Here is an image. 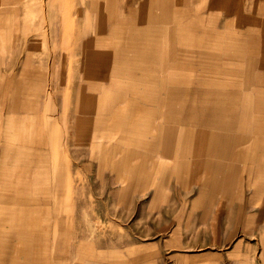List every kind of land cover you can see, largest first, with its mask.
<instances>
[{"label":"rangeland","instance_id":"1","mask_svg":"<svg viewBox=\"0 0 264 264\" xmlns=\"http://www.w3.org/2000/svg\"><path fill=\"white\" fill-rule=\"evenodd\" d=\"M67 33L75 35L78 49L87 41L105 39L110 51L123 50L138 44L142 35L147 39L143 49L156 51V72L141 74L150 90L132 89L133 80H127L131 70L121 64L110 68L111 86L103 104L73 107V112L106 114L111 120L113 115H152L147 126L155 131L142 139L152 143L137 136L140 146L155 147L154 152L145 151L153 162L149 175H155L154 186L152 191L144 187L149 190L140 201L111 207L94 201H20L25 197L22 187L25 194L34 193L27 189L29 180L36 173L46 174L23 169L35 165L29 163L33 123L28 116L38 111L33 102L41 78L47 87H67L77 77L78 102L101 92L91 90L88 75H69L68 66L66 74L51 82V74L37 72L32 64L45 60L48 71L52 52H60V37L68 40ZM128 94L135 95L140 106L129 104ZM107 124L99 143L135 146L138 153L128 161L127 181H148V171L130 165L144 152L131 145L132 129L118 134L114 128L132 123ZM39 159L34 155V161ZM125 188L126 194L141 192V186ZM80 189L101 194L105 187ZM44 192L47 197L49 191ZM149 193L163 201L161 209L147 202ZM110 208L121 216H97ZM39 210L45 217L40 219L44 231L55 222L72 225L71 235L80 240L116 246L171 237L173 253L189 264H218L220 247L243 241L252 244L256 260L262 252L257 242L264 240V0H0V264L22 257L16 237L27 221L31 232L38 230L33 221ZM50 210L63 211V217L49 218ZM155 210L165 217L156 219ZM169 215L173 232L155 233Z\"/></svg>","mask_w":264,"mask_h":264},{"label":"crops","instance_id":"2","mask_svg":"<svg viewBox=\"0 0 264 264\" xmlns=\"http://www.w3.org/2000/svg\"><path fill=\"white\" fill-rule=\"evenodd\" d=\"M68 25L72 24L69 23ZM66 36L68 40L64 42L61 40L62 36L60 37V52L57 50L52 52L54 56H52V62L55 60L53 62L55 65L52 62L48 64V71L45 60L38 58L32 64L37 66V72L43 75L47 72L51 74V82L57 81V75L66 74L68 66L69 75H88L87 82H89L90 78L92 79L91 90L93 92L101 90V92L99 94H89L87 96L88 102H78L77 91L80 85L77 84L79 82L77 77L75 81H72L73 84H69L67 87L65 85L59 86V84H49V87H47L45 78H41L43 83L37 88L36 99L33 102L38 111L31 117L28 116L33 123V131H30V141L27 147L30 152L29 159H31L29 163H35V165L24 166L23 169L44 170L46 174L36 173L33 179L29 180L27 189L31 188L34 193L25 194V190L22 187L21 195L25 197L20 199V201H94L109 203L110 207L115 202L133 203L140 201L143 196L147 195L145 192L149 190L148 188L144 189V187H150V189L152 187L153 189L154 186L152 179H154L155 175L153 177L151 174L149 175L153 162L146 156L145 151L154 152L153 148L155 149V147L151 144L140 146L141 143L137 141V136L139 135V139L141 138L142 140L145 139L144 134H152L155 131L151 125L147 126V122L152 123V115L149 113V117L146 116L147 114L141 116L142 113L139 112L131 114V117L128 115H113L115 118L111 120L109 115L106 114L73 112V107L78 104H103L102 99L105 96V92H109L111 86L109 80L110 68L121 66V64L127 65L131 70L128 71L131 76L127 80H133L132 89L143 88L148 90L149 88L150 90L151 86L148 87L146 81L141 82V74L149 73L151 75L156 72V51L152 52L150 50L148 53L143 49L142 44L143 42L146 43L147 39H144L142 35H139V40L137 39L138 44L134 43L131 47L125 45L123 50L117 51H110V43L105 39L87 41L86 44L78 49V46H74V42H77V40H74L75 35L67 33ZM151 78L152 76H150V80ZM122 81L125 82L126 80H118L116 83L120 84ZM112 87L117 88L119 85L115 86L112 84ZM131 88L128 87L127 90L130 91ZM135 99H137L135 95L129 96L128 94L129 104L139 105V102L135 101ZM150 105L151 103L149 104V109L151 108ZM147 107L146 105L145 109ZM125 116H128V119L122 118ZM113 120L115 122L127 121L132 123L131 125H115L114 128L119 130L118 134L119 132L124 133L127 128L132 129L135 138L132 140L131 145L140 147L144 152H141L140 157H137L140 161L136 160V163H130V165H133L134 168V164H136V168H139L144 173L148 171V176L150 177L148 181H127L126 169L127 164H129L128 161L135 159V154L138 153L135 151V146L122 148L120 145L99 143V140L106 135L107 128L110 127L107 123ZM51 135L56 136L51 137ZM141 142L144 141L142 140ZM23 148H26V146ZM34 155H39L40 159L34 161ZM22 185L26 187L25 184ZM94 185L103 186L105 189L101 194H89L87 191L83 192L80 189L83 186ZM126 185L141 186V192L126 194ZM155 185L157 186L156 182ZM46 189L49 191L47 197L44 192ZM15 191L19 193L17 190ZM148 195L150 199L147 202L150 204L155 203V208L161 209V202L163 201L156 199L157 195L154 193H151V195L149 193ZM165 203L167 206L168 199L165 200ZM169 207L171 206L169 205ZM42 212L39 210L37 211L38 217L34 216L38 218L33 221L38 225L37 231L31 232L30 221L22 224V232L18 233L16 237L21 244L22 257L16 261L14 258H11V261L7 259L6 264H189L187 259L178 260L177 255L173 253L176 247L171 237L151 243L135 241L132 244L120 243L116 246L109 242H95L93 238L92 241H85L83 237L80 240L79 236L75 238L74 235H71L72 225L60 224L59 226L55 222V225L52 224L49 231H44L43 228L45 227H43V222L40 220L45 218ZM62 212L50 210V214L48 213L49 218L63 217ZM112 212L110 208L109 213L104 211V213L97 214V216H121V214ZM154 214L156 219L165 217L161 210H155ZM66 217L77 218L78 215L68 214ZM168 217L171 219H166L167 223L160 227L163 230L157 228L155 233L171 234L173 232L172 215ZM129 228L132 231V227ZM13 237L12 243L14 244ZM74 238L76 239L75 241ZM257 245V248L262 252L256 260L252 253L254 249L252 244L236 241L230 245H224L220 247L221 254L218 264H264V240L257 242ZM11 257H13V252Z\"/></svg>","mask_w":264,"mask_h":264},{"label":"bare ground","instance_id":"3","mask_svg":"<svg viewBox=\"0 0 264 264\" xmlns=\"http://www.w3.org/2000/svg\"><path fill=\"white\" fill-rule=\"evenodd\" d=\"M166 2H167V1H166ZM61 36H62V35H61ZM66 37H67V36H66ZM58 38H59V37H58ZM62 38H63V37H62ZM67 38H68V37H67ZM60 42H61V40H60ZM91 45H92V43H91ZM94 45H95V44H94ZM98 48H99V47H98ZM108 48H109V47H108ZM91 53H92V52H91ZM60 56H61V55H60ZM53 57H54V56H53ZM55 57H56V56H55ZM56 59H57V57H56ZM54 61H55V60H54ZM54 61H53V62H54ZM53 62H52V64H53ZM53 65H55V64H53ZM53 68H54V66H53ZM53 71H54V69H53ZM53 71H52V72H53ZM55 71H56V70H55ZM24 182H25V181H24ZM54 212H55V211H54ZM49 214H50V213H49ZM55 235H56V234H55Z\"/></svg>","mask_w":264,"mask_h":264}]
</instances>
